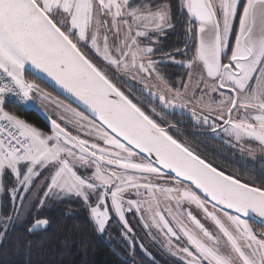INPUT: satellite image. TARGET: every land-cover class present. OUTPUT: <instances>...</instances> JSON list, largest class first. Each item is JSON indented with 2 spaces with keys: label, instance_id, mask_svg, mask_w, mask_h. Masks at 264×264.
Wrapping results in <instances>:
<instances>
[{
  "label": "snow or ice",
  "instance_id": "1",
  "mask_svg": "<svg viewBox=\"0 0 264 264\" xmlns=\"http://www.w3.org/2000/svg\"><path fill=\"white\" fill-rule=\"evenodd\" d=\"M178 27L182 46L163 52ZM168 63L185 69L178 85ZM46 80L87 112L57 101L50 134L5 110L49 100ZM177 109L264 152V0H0V256L33 264L42 213L76 199L92 232L121 229L124 264L137 246L151 264H264V166L243 181L218 169L174 134Z\"/></svg>",
  "mask_w": 264,
  "mask_h": 264
},
{
  "label": "trees",
  "instance_id": "2",
  "mask_svg": "<svg viewBox=\"0 0 264 264\" xmlns=\"http://www.w3.org/2000/svg\"><path fill=\"white\" fill-rule=\"evenodd\" d=\"M182 44L183 29L178 27L176 31H169L166 36H160L157 47L162 49L163 52H169L174 46H182ZM154 58L159 59L160 53L158 52ZM177 58L184 59V57L181 56ZM160 71L164 73L166 78L173 85H178L180 78L185 77V69L179 64L168 63L165 67H162ZM27 78L31 79L30 76H27ZM37 83H40V86L46 91L63 100L45 83L40 81H37ZM5 109L39 130L48 134L51 133V125L36 109H27L23 106L14 104H7ZM183 114L179 116L176 113L172 114L169 112L168 116L183 119V127L187 128V131H183L186 135L181 134L180 130L178 133L173 130L174 134H176L181 141L188 143L197 151L198 148L191 144L190 141H192V143H200V139L196 135L191 134L192 121L189 120L187 114ZM201 139L207 143L211 142V139L206 136L201 137ZM207 147H209V145L206 144L204 148ZM198 153L207 161L213 163L218 169L223 170L218 164L210 160L209 154ZM223 171L226 174L235 176L232 172L227 170ZM241 180L243 181L244 179ZM42 215L50 218L51 227L47 236L43 237L47 241L44 249H33L31 257L33 264H124V261L130 258L128 255V247L121 235V230L117 228V226H115V228L112 227L110 229L111 238L107 236L101 238L96 233L92 232L91 228L88 226L87 212L78 200L57 202L52 207L46 209ZM253 226L256 230L260 231L259 227ZM64 240L69 241L70 247L65 248L62 246L61 242ZM81 240L87 242L86 252L81 250V245L79 243ZM136 259L137 264H151V262L138 251H136ZM0 264H24V256L23 254L19 256L9 254L8 258L0 256Z\"/></svg>",
  "mask_w": 264,
  "mask_h": 264
},
{
  "label": "rangeland",
  "instance_id": "3",
  "mask_svg": "<svg viewBox=\"0 0 264 264\" xmlns=\"http://www.w3.org/2000/svg\"><path fill=\"white\" fill-rule=\"evenodd\" d=\"M145 43H147V41H145ZM154 59H158V58H154ZM129 83L133 84L135 87H138V88L142 87V85L136 81L130 80ZM46 92L49 93V95H50L49 100H43L40 97L34 96V99L31 102V106H23V107H25L27 109H36L46 120H48V122L51 125V120L52 119H58V114L60 111H62V109L56 108V102L57 101H63V100H61L60 98H57L55 95H53L52 93H50L48 91H46ZM63 103L68 104L65 101H63ZM70 106H72V105H70ZM169 111H171V110H169ZM176 111L180 112L179 109H177ZM184 113H186L188 115V117H190V119L192 120L189 112L185 111ZM60 122L63 123L62 121H60ZM192 122L194 124H196V122L194 120H192ZM196 125H199L205 129H211L207 125H202V124H196ZM220 129H221V131H220ZM214 136L218 140H222L223 142H227V144L232 146L234 151L237 154H239L241 157L250 158L252 160L254 158H264V152H262L259 149L258 145H256L253 142H250V141L244 142L243 147L245 150L241 151V147L236 145V142L231 137L225 135L222 127L217 128V132H215ZM248 149H251V151H249ZM71 200H76V199H71ZM161 207H164V204H161ZM128 219L130 221L131 226L134 229V234L137 238V241L142 242L145 245V247L148 249V251L151 252L154 256H156V258L158 260L165 259L161 255V251H160V248H159L157 241L154 240L151 236H149L147 233V230L144 229V227L141 223H139V216H133L131 213H128ZM113 227L115 228V225ZM117 228H119V227H117ZM109 231L111 232V230H109ZM257 231H259V230H257ZM153 232H155V230H153ZM159 239L163 240V237H159ZM136 251L140 252L145 258H147V260L149 262H151L150 258L144 254V252L139 248V246L136 247Z\"/></svg>",
  "mask_w": 264,
  "mask_h": 264
},
{
  "label": "flooded vegetation",
  "instance_id": "4",
  "mask_svg": "<svg viewBox=\"0 0 264 264\" xmlns=\"http://www.w3.org/2000/svg\"><path fill=\"white\" fill-rule=\"evenodd\" d=\"M135 88L139 89L138 87ZM136 94L138 95V93ZM169 112L172 113L171 111ZM175 113L179 116L182 114L177 111H175ZM183 115H186V113H184ZM188 118L190 121H192L190 117ZM165 119L171 123H175L176 128L180 130L181 134L186 135L185 132L183 133V131H187V128L183 127V119H179L173 116H166ZM191 126V134L199 137L200 143H192V141H190V143L198 148V152L202 154H209L210 160L218 164L223 170L232 172L238 178L246 180L252 173L253 169L259 171L262 166H264V163H262L264 162V158H254L252 160L250 158L241 157L234 151L232 146L227 144V142H223L222 140H218L217 138H215V132H212L211 129H205L199 125L194 124L193 122ZM205 136L211 139L210 143L204 142V140L201 139V137ZM206 144L209 145V147L204 148ZM257 183H259V181H257Z\"/></svg>",
  "mask_w": 264,
  "mask_h": 264
},
{
  "label": "water",
  "instance_id": "5",
  "mask_svg": "<svg viewBox=\"0 0 264 264\" xmlns=\"http://www.w3.org/2000/svg\"><path fill=\"white\" fill-rule=\"evenodd\" d=\"M45 83L49 88H51L57 95H59L65 102H67L68 104L72 105L73 107L77 108V110H84L86 112V109H84V106L82 104H79V102H77L75 100V98H73L72 96H70L68 93L64 92L62 89L59 88V86L55 85L54 82L50 81V80H46ZM87 114V112H86ZM48 121V120H47ZM50 124V123H49ZM257 227H259L258 225H255Z\"/></svg>",
  "mask_w": 264,
  "mask_h": 264
},
{
  "label": "built area",
  "instance_id": "6",
  "mask_svg": "<svg viewBox=\"0 0 264 264\" xmlns=\"http://www.w3.org/2000/svg\"><path fill=\"white\" fill-rule=\"evenodd\" d=\"M6 110V109H5ZM0 124H4L6 126V122L0 121Z\"/></svg>",
  "mask_w": 264,
  "mask_h": 264
}]
</instances>
